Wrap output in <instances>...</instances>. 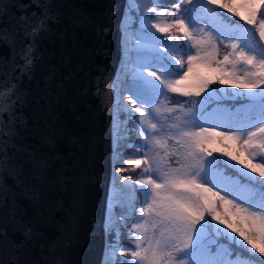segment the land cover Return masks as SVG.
Instances as JSON below:
<instances>
[{"label":"snow or ice","instance_id":"obj_1","mask_svg":"<svg viewBox=\"0 0 264 264\" xmlns=\"http://www.w3.org/2000/svg\"><path fill=\"white\" fill-rule=\"evenodd\" d=\"M210 5L238 16L252 25L255 32L224 17ZM238 6L244 11L236 10V0H175L171 4L167 0H152L146 7L155 16L140 18L141 29L147 31L133 30L132 16L122 21L126 59L112 86L119 97L111 116L114 129H118L114 132L113 167L116 173L128 170L121 164L129 165L132 171L142 169L135 181L131 176L122 178L140 186L135 191L142 199L139 216L130 229L132 235L126 242L120 239L123 225L137 206L128 198L110 201L105 222L108 264H264V47L259 46V41H264V0H243ZM126 9L128 16L129 12L139 11L140 5L129 0ZM48 18L50 13L46 9L29 34L35 36L43 30ZM155 33L172 43H165ZM181 38L184 43L180 42ZM8 39V33H0V41ZM133 39L135 48H128ZM218 40L230 49L222 59ZM31 51L29 46L21 57L28 71L33 66ZM129 51L135 55L128 56ZM194 66L203 68L206 74H194ZM217 80L221 85L246 90L228 95L246 99L247 106L235 112L213 109L212 113H206L205 106L214 99L215 89L204 101L187 100V109L184 103L172 104L168 95L198 97ZM0 95L5 97L0 104L3 112L0 115V216L9 205V214L14 216L16 194L5 186L6 178H13L17 185L26 181L18 179L23 173L20 166L11 164L8 152L9 148H15L12 141L16 132L11 126L15 93L5 87ZM133 132L138 133L139 140L132 136ZM217 139L231 142L240 155L214 148ZM129 148L132 152H128ZM214 151H222L254 173L248 176L237 170L247 177L251 187L231 190L221 187L217 165L230 168L235 165L218 158L210 159ZM29 160L31 178L37 183L43 182L48 171L47 161L31 155ZM256 176L262 179L257 180ZM75 179L81 184L88 180L86 175ZM114 179L121 181L119 176ZM67 180L68 177L60 176L57 182L63 184ZM23 195L33 204L39 202L35 188ZM217 202L226 210L230 208L231 214L245 227L242 229L224 218ZM117 208L119 211H115ZM212 221L230 231L225 232ZM16 230L24 238L23 242L17 244L8 240L7 234H0V246L6 242L15 252L39 235L27 224ZM213 231L225 241L217 242L215 250L205 244ZM127 243L134 247L128 248ZM117 248L121 256H129L130 260L114 262L112 257Z\"/></svg>","mask_w":264,"mask_h":264},{"label":"water","instance_id":"obj_2","mask_svg":"<svg viewBox=\"0 0 264 264\" xmlns=\"http://www.w3.org/2000/svg\"><path fill=\"white\" fill-rule=\"evenodd\" d=\"M126 4L0 0V33L9 34L7 42L0 41V90L8 87L15 93V148L8 152L11 164L23 173L18 179L26 181L17 185L6 178L5 186L16 194L15 213L10 216V205L5 207L0 234L17 244L24 239L16 230L23 224L39 234L15 252L6 242L0 246L2 264H102L113 170L112 84ZM46 9L50 18L45 27L30 35ZM29 46L34 58L30 71L21 58ZM4 99L0 95V104ZM30 155L48 163L41 183L31 178ZM82 175L87 182L77 183ZM60 176L67 182L58 183ZM33 188L37 204L23 195Z\"/></svg>","mask_w":264,"mask_h":264},{"label":"trees","instance_id":"obj_3","mask_svg":"<svg viewBox=\"0 0 264 264\" xmlns=\"http://www.w3.org/2000/svg\"><path fill=\"white\" fill-rule=\"evenodd\" d=\"M136 1L140 5V10L138 11V14L136 15L134 23L137 22V16L139 14L141 15V14L145 13L149 17L155 16L154 13L147 11V7H146V6L151 5L152 0H136ZM167 2L169 4H171V3H174L175 0H167ZM226 2H228V0H226ZM242 2H243V0H236V3H237L236 10L237 11H240V12L244 11L242 8H240L238 6ZM186 7H187V5H186ZM210 7H216V6L210 5ZM216 11L218 13H221L224 17L229 18L231 21H234L240 25H243V27H245V28H251L253 30V32H255V29L253 28L252 25L246 24L245 21L240 20V18L238 16H233L230 13H228L226 10L220 9L218 7H216ZM133 30H138L136 28L135 24H134ZM155 34H156V36H158L162 40H164L165 43H172L170 41H167V38L165 36H163L162 34H160V33H155ZM219 40H223V37H220ZM219 40L217 41L219 49H220V57L219 58L222 59L223 55L226 52L230 51V49L225 48L224 44L219 43ZM256 40L259 41L258 34L256 35ZM180 42L184 43L183 38H181ZM225 43H226V41H225ZM259 46L264 47V41H259ZM134 48H135V42H134L132 49H134ZM133 55H135L134 51H132V56ZM197 73L206 74V71L201 67H195L194 66V74H197ZM213 89L216 90L214 93V99L212 100V102L208 103L205 106V112L206 113H210L215 108H222V109H227V110H230L232 112H235L237 109L243 110L248 104V101L242 97L236 98V97H230L228 95V93H236V92H242V91L246 92V90L236 89V88H233L229 85H221L218 82V80L216 82L209 84L208 90L205 92H202L200 94V96H198V97L193 96V97L189 98V97H184V96H180L178 94H171V93H169L168 95L171 99L172 104H175L176 102L184 103V107L187 109V108H189V104L185 103L187 100L191 99V100H194L197 102L204 101L205 98L208 97L209 92H212ZM254 91L259 92L260 89H255ZM193 112H195V109H193ZM177 114H179V113H177ZM217 130H220V129H217ZM132 136L136 140H139V135L137 132H133ZM213 147L232 152L234 155H237V156L240 155L237 148L234 147L231 142L225 143L224 141L217 139V141L213 145ZM128 152H132V149L129 148ZM137 155H139V154H137ZM212 158H218L220 161H227V164H229V165H233V164L235 165V168L226 167L224 165H217L216 170L219 173L218 180L220 181L221 187H226L229 190H231L233 188L243 189L245 186L251 187V184L248 181L247 177L241 175V172L237 171V170H241L242 172L247 173L248 176H254L255 175L254 173L250 172L247 168H244L243 165L236 163V161L231 160L228 156H225L222 151H214L213 157H211L210 159H212ZM123 167L129 170L128 175H131L133 181H135V179H137L142 172V169H137L136 171H132L131 167L127 164H125ZM256 179L261 180L262 178L259 176H256ZM236 182H238V183H236ZM134 185H135V190L140 188L139 185H136L135 183H134ZM209 186L211 187V185H209ZM213 190L215 191L217 189L215 187H213ZM221 194L223 195L224 192L222 191ZM228 198L231 199L232 197L229 196ZM141 199H142L141 194L138 191H136V202H135V204H136L137 208H136V211L132 213L131 218L127 219L123 225L121 238H120L121 242H126L128 240V238L132 235L130 229L132 227V223H133L134 219L139 216L138 209L141 206V204H140ZM217 205H218V211L224 216V218L228 219L229 222L234 223L235 226H238L242 229L245 227V225L240 222L239 218H237L231 214L232 210L230 208H228L226 210L225 207H220L219 202H217ZM206 218L211 219V217H206ZM212 223L214 225H216V227L223 229L225 232L230 231L229 229L225 228L224 225L218 224L217 221H212ZM231 235L235 236V233H232ZM213 236L215 237L214 240H213ZM236 238L238 240L240 239L238 236ZM217 242L225 243L223 237L220 235H217L214 231L212 232V235L206 237V239H205V244H207L208 247H210L213 250L216 249ZM126 246L128 248L134 247V245H132L131 243H127ZM115 258H116L115 262H125V261L130 260L129 256H121L119 254V248H117Z\"/></svg>","mask_w":264,"mask_h":264},{"label":"bare ground","instance_id":"obj_4","mask_svg":"<svg viewBox=\"0 0 264 264\" xmlns=\"http://www.w3.org/2000/svg\"><path fill=\"white\" fill-rule=\"evenodd\" d=\"M128 2H129V0H127V3ZM126 11H127V9L125 8L124 16H123V20L122 21H128L129 16H132L130 14V12H129L128 16H126L125 15ZM121 30H122V26H121ZM125 40H126V36L124 35V33L122 31L121 32V48H122V51H121V55H120L118 68H117V70L115 72V75H114L113 84L116 83L117 76H118V74L120 73V71H121V69L123 67L122 61L126 59V56H125V48H126ZM131 44H132V41L127 45V47L130 48ZM128 56H131L130 51L128 52ZM113 84H112V86H113ZM117 87H119V85H117ZM112 95H113V105H114V109L113 110L115 112L116 111V101L118 100L119 97H118L117 93H115L113 91H112ZM124 95L127 96L128 93L125 92ZM125 103H126V101H125ZM115 131H118V129H114L113 122H112V127H111L112 166H113V163H114V161H113V155H114L113 147H114V143L116 141V136L114 135ZM120 175H121V173H116L115 170H114V167H113V170H112V173H111V177H110L109 200H108V206H107L106 219H107V217L109 215L110 201L112 199H114V198L115 199L128 198V199H131L132 201L135 199L134 194H133L134 193V187H133V184L130 181L126 182L124 180H121L120 182H117L114 179V177H117V176L120 177ZM115 211H119V208L115 209ZM112 260H113V257H112ZM108 262H109V253L106 252V250H105V254H104V258L102 260V264H108Z\"/></svg>","mask_w":264,"mask_h":264},{"label":"rangeland","instance_id":"obj_5","mask_svg":"<svg viewBox=\"0 0 264 264\" xmlns=\"http://www.w3.org/2000/svg\"><path fill=\"white\" fill-rule=\"evenodd\" d=\"M135 2L137 3V1L135 0ZM130 14L132 15V17H133V20L131 21V28L133 29V27H134V24H135V26H136V28L138 29V30H143V31H147V29H141V24H140V18H142V17H144V16H147L145 13H143V14H139L138 16H137V22L136 23H134L135 22V18H136V15L138 14V11L137 12H135V13H132V12H130ZM134 42H135V40L133 39L132 40V44H131V49L133 48V45H134ZM130 53H131V56H132V51H130ZM171 106V105H170ZM215 109H222V108H215ZM213 112V110L210 112V113H212ZM113 113H114V110H113ZM125 127H126V125H125ZM125 164H121L120 166H124ZM126 169V168H125ZM129 170H127V171H125V172H123V175H122V178L124 177V176H131V175H128L129 174V172H128ZM121 178V180H123ZM124 181H126V182H128L127 180H124ZM133 181V180H132ZM132 181H130L132 184H133V182ZM133 187H134V184H133ZM134 197H135V202H136V191H135V187H134ZM134 202V203H135ZM115 256H116V254H115ZM115 257L113 256V260H114V262H115Z\"/></svg>","mask_w":264,"mask_h":264}]
</instances>
